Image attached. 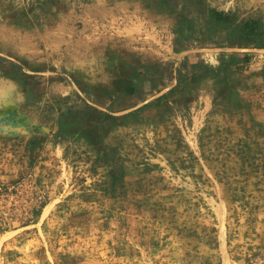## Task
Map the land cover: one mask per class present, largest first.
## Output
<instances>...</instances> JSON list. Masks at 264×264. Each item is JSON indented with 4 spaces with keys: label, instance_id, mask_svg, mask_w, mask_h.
<instances>
[{
    "label": "rangeland",
    "instance_id": "374dc122",
    "mask_svg": "<svg viewBox=\"0 0 264 264\" xmlns=\"http://www.w3.org/2000/svg\"><path fill=\"white\" fill-rule=\"evenodd\" d=\"M0 264H264V0H0Z\"/></svg>",
    "mask_w": 264,
    "mask_h": 264
},
{
    "label": "crops",
    "instance_id": "0c3cea01",
    "mask_svg": "<svg viewBox=\"0 0 264 264\" xmlns=\"http://www.w3.org/2000/svg\"><path fill=\"white\" fill-rule=\"evenodd\" d=\"M98 51H102V49H98ZM101 53H102V52H101ZM112 54H114V51H112ZM113 62H114V64H113ZM108 64L116 65V60L113 59L112 61L106 63V65H108Z\"/></svg>",
    "mask_w": 264,
    "mask_h": 264
},
{
    "label": "trees",
    "instance_id": "16d2710c",
    "mask_svg": "<svg viewBox=\"0 0 264 264\" xmlns=\"http://www.w3.org/2000/svg\"><path fill=\"white\" fill-rule=\"evenodd\" d=\"M249 31H250V30H249ZM249 31H248V32H249Z\"/></svg>",
    "mask_w": 264,
    "mask_h": 264
}]
</instances>
